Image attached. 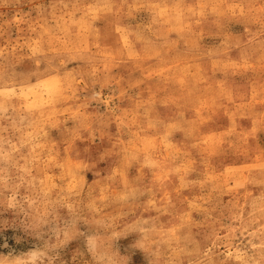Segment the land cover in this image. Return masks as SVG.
Here are the masks:
<instances>
[{"label":"rangeland","instance_id":"1","mask_svg":"<svg viewBox=\"0 0 264 264\" xmlns=\"http://www.w3.org/2000/svg\"><path fill=\"white\" fill-rule=\"evenodd\" d=\"M0 264H264V0H0Z\"/></svg>","mask_w":264,"mask_h":264}]
</instances>
